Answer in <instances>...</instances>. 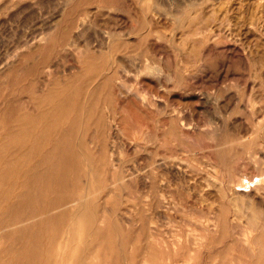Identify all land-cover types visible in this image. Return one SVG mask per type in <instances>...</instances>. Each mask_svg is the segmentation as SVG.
Instances as JSON below:
<instances>
[{
	"label": "bare ground",
	"instance_id": "1",
	"mask_svg": "<svg viewBox=\"0 0 264 264\" xmlns=\"http://www.w3.org/2000/svg\"><path fill=\"white\" fill-rule=\"evenodd\" d=\"M172 5L164 8L160 0H66L55 26L29 38L0 62V264H131L134 253H123L120 235L134 245L133 233L153 255L143 256L142 263L156 260L163 250L170 262L182 246L192 243L191 251L202 253L227 240L224 253L235 252L230 264H264V216L237 228L229 225L223 205L238 194L250 199L252 212L244 210L243 216L264 213V187L242 179L264 172V116L255 117L257 102L250 98L247 106L253 116L241 126L232 120L243 97H224L242 88L264 98V0H174ZM162 21L172 24L168 43L154 32ZM82 36L84 45L78 42ZM91 43L99 49L92 50ZM224 44L229 47L218 48ZM163 48L172 50L175 59L162 62L158 54ZM62 52L78 56V70L66 73L56 67L54 56ZM190 58L202 60L209 72L195 70ZM127 62L130 72L123 66ZM136 72H156L153 93L133 88L123 78ZM237 72L250 79L244 84L231 80L230 74ZM160 91L189 96L191 105L213 94L225 108L205 122L220 125L206 132L213 137L221 130L211 146L224 178L201 177L204 187L221 184L223 207L185 243L166 239L152 225H137L132 208L122 213V221L109 216L129 197L118 190L128 184L147 187L146 210L167 215L175 198L167 195L166 171L180 179L178 200L202 210L197 202L207 188H199L185 164L161 157L153 162L161 177L135 166L122 173L120 153L113 143L109 146L111 133L118 134L117 103L148 112L163 107ZM164 111L166 133H192L195 121L181 117L176 108ZM191 111L198 114L199 109L192 106ZM130 126L154 133L150 122L138 115ZM146 138L136 139L135 147ZM257 145L262 147L255 150ZM193 167L198 170L196 163ZM111 197L114 207L107 204ZM234 216L241 214L235 211Z\"/></svg>",
	"mask_w": 264,
	"mask_h": 264
},
{
	"label": "rangeland",
	"instance_id": "2",
	"mask_svg": "<svg viewBox=\"0 0 264 264\" xmlns=\"http://www.w3.org/2000/svg\"><path fill=\"white\" fill-rule=\"evenodd\" d=\"M4 1L5 0H2V4H0V62L13 55L27 40H29V38L38 33H42L43 30H47L50 26H55V19L62 15L66 3V0H16L14 4L5 6V4L3 5ZM7 1L12 0H6V2ZM173 1L174 0H160V5L164 6V8H170L173 6ZM128 22H131V20ZM171 28V23L162 21L154 28V32L159 35L157 36L159 40L168 43L167 39L169 38ZM85 40L86 37L82 36L78 39V42L84 45ZM91 45L92 50L99 49L98 47H93L97 46V43H91ZM81 47L83 46L81 45ZM228 47L229 44H224L218 48L224 49ZM230 55L231 58H236L233 53H230ZM158 56L161 58L162 62L175 59L174 52L168 48H163ZM233 59L230 61L235 62ZM54 62L58 69L64 70L66 73L78 70V67L81 65L78 56L66 52L56 54L54 56ZM190 62L196 67L195 70L199 69L198 71L202 74H206L210 70V67L204 65L202 60L190 58ZM123 66L126 67L129 72V68L132 70V66L128 62L126 65L123 64ZM163 71L167 72V67L164 66ZM131 73L123 75V78L129 85L147 94L154 92V87H151V85L157 80L156 72L152 74H145L143 72ZM118 75H122V73L119 72ZM230 79L244 84L250 79V76L247 73L242 72L241 75L237 72L236 74H230ZM201 82H203V79L199 81V83ZM172 83L173 80H170L167 84L170 86ZM230 94L243 97V101L240 103V109L235 113L236 117L232 121H238L242 126L247 123L248 116H253L252 109L247 106V101L250 98L257 102L255 117L257 114L264 116V98L258 94L255 95L254 92H251L249 89L244 91L240 88L238 90L234 89L228 91L224 97L227 99ZM159 97L164 99L165 103L162 105L163 107L149 108L148 112L137 108H134L133 111L131 108L129 109L121 103H117L115 110L117 118L114 122L118 125H114V128L118 127V134L114 132L111 133L109 146L113 143L118 149V153H120L121 166H118V169L122 173H126L129 167L135 166L141 171L146 170L153 177H161V169L155 167L153 163L154 160L156 158L172 156V158L182 162L187 168L191 169V175H189V177L191 179L197 178L199 188L204 187V182L201 181V177L211 180H218V177L224 178V167L220 160L215 157L212 150L213 147L211 146L219 136L221 130L219 129L213 137L206 132L215 127L219 128L220 125L216 123L205 125V122L210 118H214L217 114L224 113L225 108L213 100V94L209 100L206 98L205 102H194L192 105L189 103L190 97L181 95L180 92L168 94V92L160 91L158 98ZM130 101L132 103V99H130ZM192 106L199 109L198 114L192 113ZM165 107L176 108V111L181 117L195 121L196 124L192 133L189 135L184 132H181L180 135H176L173 132L166 133L165 131L169 129V127L165 123L168 118L164 111ZM259 109H263V111ZM108 111L112 113L111 110ZM135 115L146 118L152 125L154 133L149 134L143 129L132 130L130 124L135 122ZM119 117H125L128 123L121 122ZM232 123L233 122H230V124ZM242 128L244 129V127ZM243 129H241L242 133L244 132ZM142 135L148 138L145 139V143L142 146L136 148V139ZM261 147V145H257L255 146V150H259ZM193 163L197 164V171L194 170ZM164 176L170 183V186L166 189L167 195L175 198L173 199L175 203L171 205V210L167 215L163 216L152 210H146L145 202L147 200L145 195L148 191L147 187H144L142 184H128L126 186L120 185L118 190L129 197L119 206H115V212L109 216L117 217L122 221V213L128 208H132L130 209L132 218L135 219L137 225H152L153 230L160 233L161 236L166 239H179L181 243H185L188 239L192 238L194 229L200 231L203 224L205 225L207 223L205 219L213 218L219 214L223 205L226 207V216L229 225H237V228L241 227L249 220L255 222L258 220L259 216H264V213L261 211L256 212L254 215L250 214L249 217L243 216L242 212L244 210L249 213L252 212L250 199L239 197L238 194L234 195V197L230 196L232 198L229 197L225 199L222 205V201H220L221 196L219 194V189L223 188L221 184H218L217 187H213L212 185L210 188L204 187L207 188V192L201 197V200L199 199L197 202V205L202 210L196 209V205L178 200L177 196L180 191V185L178 183L180 179L176 178L173 172L170 171H166ZM242 179L247 185H261L264 187V172L259 174L253 173L249 175L247 179L244 177H242ZM107 204L114 207L113 197L107 200ZM235 211L241 214L240 218H235ZM208 235L212 238L215 234L208 233ZM232 236V233L229 232L227 239H231ZM120 239L124 246L123 253L130 255V250L134 253L131 264H220L223 260L227 261L225 264H230V258L235 255V252L224 253V249L227 245V240H225L223 245H212L209 248L210 251H204L202 253L195 250L191 251V249H194L192 243L188 245V247L182 246L178 252L172 253V261L170 262L166 260L167 255L165 254H168V252L163 250L164 254L158 253L156 260L152 258L149 263H142L143 256L152 257L153 255L150 253L149 249L145 248V244L142 243L144 241L140 236L135 237L133 233L130 237L131 241L135 239L134 245L128 242L129 238H125L124 240L123 235H120ZM124 264L128 263L124 261Z\"/></svg>",
	"mask_w": 264,
	"mask_h": 264
}]
</instances>
